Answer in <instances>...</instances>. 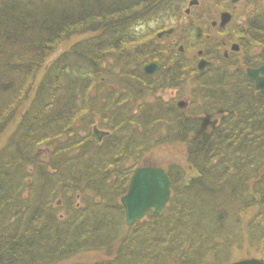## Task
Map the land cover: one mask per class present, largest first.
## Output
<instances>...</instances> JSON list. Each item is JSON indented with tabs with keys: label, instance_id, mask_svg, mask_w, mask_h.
<instances>
[{
	"label": "trees",
	"instance_id": "trees-1",
	"mask_svg": "<svg viewBox=\"0 0 264 264\" xmlns=\"http://www.w3.org/2000/svg\"><path fill=\"white\" fill-rule=\"evenodd\" d=\"M185 2L0 0V137L10 131L0 145V264L89 251L102 257L69 264H227L244 243L264 248V96L242 68L197 70L188 113L157 96L184 88L183 71L158 46L130 47L166 25L142 34L136 23L165 21ZM255 21L264 34V12ZM254 39L264 46V35ZM151 61L161 63L154 77L142 71ZM95 124L110 132L101 142ZM177 143L195 174L165 168L169 202L128 225L121 198L135 169Z\"/></svg>",
	"mask_w": 264,
	"mask_h": 264
},
{
	"label": "rangeland",
	"instance_id": "rangeland-1",
	"mask_svg": "<svg viewBox=\"0 0 264 264\" xmlns=\"http://www.w3.org/2000/svg\"><path fill=\"white\" fill-rule=\"evenodd\" d=\"M189 1L190 0H186L185 4L183 5V7L181 8V11L178 14L165 17L164 18L166 19L165 21L162 20V18H158L156 19L157 21H154V20L151 22L141 21L139 23H136L137 32L142 33V34H147L148 31H150L153 27L160 26L163 22L164 24H166L163 26L165 27L164 29L174 28L173 33L166 34L165 36H162L161 38H157L156 34L162 29L156 30V34L151 37L150 35L154 34L152 33L154 31L152 32L150 31V34L145 35L141 41L130 45V47H133L137 44H140L142 47H145L149 49L150 51H153L158 46L156 50L162 51L164 59L165 57L169 59L167 61L168 62L167 65H169V67H174L173 65L175 63L176 68L180 69V71H183L184 74H182V76L184 75L185 77L184 88L183 86L181 87V89L179 87L178 88L168 87L163 90H159L157 92V96L160 97L164 101H168V100L174 101L175 104L177 103V99L179 98H182L183 100H187L191 102L190 108H189L190 104H188L186 108H181L183 110H187L188 113H190L192 111V108H194V106L192 107V104L193 103L195 104V101L198 104L199 96L197 95L194 96L192 94L195 92L194 89L196 90V85H197V83H195L197 81V77L195 75V71H197L196 64L198 60L197 50L199 47L203 48L205 45L204 43L200 45L194 44L196 40L194 36V23H195V20H197L198 16H200V14L206 13L205 14L206 17H209L210 15L212 16V13H214L215 8L220 6V3L223 2L224 0H200L201 1L200 5L198 6L194 5L195 8H193L192 14L186 15L185 11L188 8ZM251 4L254 6V9L257 10L256 11L257 14L258 13L262 14L264 12V0H247L245 3L241 4L240 10L245 11L247 9H250ZM160 20H162L161 23L159 22ZM151 38L154 40L153 43L155 47H152L150 44ZM72 40L73 39L69 41H72ZM69 41L63 45H67L68 43H70ZM180 44H184L186 48V51L185 53H183L182 56H178L179 54L178 47L180 46ZM237 58L242 61V59L244 58V54L239 55ZM236 59L234 58V60ZM146 60L148 61L149 58H147ZM139 61L142 62V60H139ZM138 64L139 63L137 62V65ZM111 66L112 65H110V67ZM134 67H135V63L130 65L131 69H134ZM120 68L121 67H118V69L115 70L114 74L106 72V76H107V80L109 84L116 85L117 80L114 79V77ZM228 69L229 71H234L237 68L236 66L232 64V65H229ZM127 72H131V71H127ZM133 73L135 74L134 77H136L137 79H140L137 76V72H133ZM133 73H130L131 77H133ZM174 95H176L177 97L175 96L174 98ZM147 100L151 101L153 100V97L149 96ZM218 118H220V116ZM12 128L13 127L11 126L10 130H12ZM100 128L104 130H108V128H106L103 125L100 126ZM9 132L10 131L8 130L5 136L3 135L2 137H0V145L5 142V140L7 139L6 136H8ZM41 150H42V153L45 152V149H41ZM141 163H142V166H160L163 168H168L173 163H179V164L185 165L184 146L178 143L172 144V145H162L160 147L155 148L151 152H148L145 156H143ZM186 167L188 169L187 176L189 178L193 176L195 172H193L191 168L188 167V165ZM253 212L254 211H250V213L245 215L246 217L245 219L246 220L250 219ZM100 257H102V254L98 252H93V251L83 252V253L76 255L72 259L66 260L60 264H69L72 262H91L96 259H99ZM252 257L264 259V248L259 247V245L256 243L252 245L249 242H247V243H244L239 248L234 250V253H232L231 259L242 260V259H247V258H252Z\"/></svg>",
	"mask_w": 264,
	"mask_h": 264
},
{
	"label": "flooded vegetation",
	"instance_id": "flooded-vegetation-1",
	"mask_svg": "<svg viewBox=\"0 0 264 264\" xmlns=\"http://www.w3.org/2000/svg\"><path fill=\"white\" fill-rule=\"evenodd\" d=\"M246 1L247 0H224L220 3V6L215 8L212 16L210 15L209 17H206V13H204L200 14L197 20H195L194 36L196 40L194 44L200 45L204 43L207 46L206 47L204 45L203 48H198L197 63L200 59H206L208 61L214 62V65L212 67L206 68L205 70L213 68H225L226 66L233 64L234 66H236V68H242L247 71L248 68L258 69L264 65V46L256 42V40L254 39L256 35L261 37L264 34L262 32H259L258 29H254L256 24L255 17L257 15V10L254 9V6L251 4L250 9H247L245 11L240 10L241 4L245 3ZM200 3L201 1L198 0V3L195 5L198 6L200 5ZM193 8H195L194 5L193 7H190L189 12L185 11V14H192ZM258 26L260 25L258 24ZM258 26L256 25V27ZM197 28H201L200 37H197ZM169 29H173L174 31V28ZM169 29H162L158 33L164 32L162 36H165L166 34H168L166 33V31ZM173 31L171 33H173ZM158 33L157 38H159ZM181 47H183V50H181ZM178 51L180 53H185V45L180 44V46L178 47ZM242 54H244V58L241 61L237 57ZM234 58H237V61L234 60ZM160 67L158 68L154 76H156V74L159 72ZM252 81L254 82V80ZM175 96L176 95H174V98ZM181 100L183 99H177L176 104L178 105V107H180L179 102ZM187 102L189 104V101Z\"/></svg>",
	"mask_w": 264,
	"mask_h": 264
},
{
	"label": "water",
	"instance_id": "water-1",
	"mask_svg": "<svg viewBox=\"0 0 264 264\" xmlns=\"http://www.w3.org/2000/svg\"><path fill=\"white\" fill-rule=\"evenodd\" d=\"M198 0H190L187 12L190 7L197 4ZM173 29H169L166 33L170 34ZM197 37H200L201 28H197ZM164 32L158 33V37H162ZM183 50V47H181ZM161 63L152 61L142 66V71L145 74L154 76ZM214 62L206 59H200L197 63V69L204 71L206 68L212 67ZM247 76L254 80L257 93L264 96V65L258 69L248 68ZM187 101L181 100L180 107H186ZM93 134L95 138L101 142L105 136L110 132L98 127L97 124L93 126ZM172 180L165 170L160 166H140L135 169L128 186V190L121 198V203L125 209L126 222L132 225L135 220L143 219L149 210H152L155 215L162 212L171 198ZM60 204V201L58 202ZM227 264H264V259L261 258H247L237 260Z\"/></svg>",
	"mask_w": 264,
	"mask_h": 264
}]
</instances>
